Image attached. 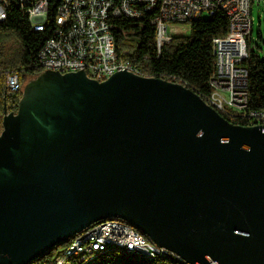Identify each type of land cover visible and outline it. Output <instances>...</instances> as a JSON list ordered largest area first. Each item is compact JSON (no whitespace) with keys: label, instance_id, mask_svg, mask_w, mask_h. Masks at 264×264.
I'll use <instances>...</instances> for the list:
<instances>
[{"label":"water","instance_id":"obj_1","mask_svg":"<svg viewBox=\"0 0 264 264\" xmlns=\"http://www.w3.org/2000/svg\"><path fill=\"white\" fill-rule=\"evenodd\" d=\"M107 219L187 264H264V125L163 78L42 72L17 112L5 106L0 264H32Z\"/></svg>","mask_w":264,"mask_h":264},{"label":"built area","instance_id":"obj_2","mask_svg":"<svg viewBox=\"0 0 264 264\" xmlns=\"http://www.w3.org/2000/svg\"><path fill=\"white\" fill-rule=\"evenodd\" d=\"M264 0H60L55 15V28L39 52L41 71H59L62 74L84 69L89 78H110L115 72L127 70L135 75L150 76L142 66L131 60L135 39H126V32L119 30L118 19L135 21L142 31L144 19L149 17L155 29L160 49L169 44L175 35L188 34L191 22L202 16L212 17L223 10L229 19V31L213 39L215 71L210 79L213 103L221 112L247 114L249 108L248 58L249 37L253 30V5ZM53 0H0V22L8 16L10 6L24 11L36 30H44ZM187 24H190L188 26ZM119 31L126 45L119 48L115 31ZM23 84L18 72L7 76L9 95L21 91ZM251 124H264V113L256 110ZM108 225V228H107ZM82 235H101L112 242H124L131 249L173 251L152 240H143V234L130 224L115 219L113 224L97 222L76 234L60 246L52 264H78L99 248V244L80 243ZM176 254V253H175Z\"/></svg>","mask_w":264,"mask_h":264},{"label":"trees","instance_id":"obj_3","mask_svg":"<svg viewBox=\"0 0 264 264\" xmlns=\"http://www.w3.org/2000/svg\"><path fill=\"white\" fill-rule=\"evenodd\" d=\"M60 0H53L44 30L32 27L29 16L10 6L8 16L0 22V134L3 130L5 106L8 111L17 112L22 91L8 94L7 76L10 71L18 72L21 82L31 76H39V52L55 28V15ZM119 30L127 31L126 39H135L134 54L131 60L145 68L151 77L163 78L184 84L193 89L204 100L210 102L212 87L210 79L215 71L213 39L229 31V19L225 11L218 10L212 17L202 16L191 22L188 34L175 35L169 44L158 49L154 26L150 18L144 19L142 31H129L137 25L135 21L121 18L117 20ZM119 48L126 45L124 36L115 31ZM15 39L13 42L12 39ZM258 39L264 43V34L258 33ZM258 43L252 46L249 37L248 58L244 65L248 69L249 108L247 114L221 112L223 117L233 124L250 125L254 120L251 111L264 110V56L260 53ZM59 247H55L32 264H52ZM89 264H183L169 256L147 258L130 257L113 251H107Z\"/></svg>","mask_w":264,"mask_h":264},{"label":"bare ground","instance_id":"obj_4","mask_svg":"<svg viewBox=\"0 0 264 264\" xmlns=\"http://www.w3.org/2000/svg\"><path fill=\"white\" fill-rule=\"evenodd\" d=\"M120 71H125V70H120ZM144 77H151V76H144ZM93 79L98 80V81H102L101 78H93ZM213 101H215V94H212V96L210 97V102H213ZM208 104L211 105L213 108H215L213 106V103H208ZM216 110L220 112V109H216ZM260 113H264V110H260ZM249 114L253 118V120L256 119V111H251ZM254 125H264V124H250L248 126H254ZM114 221H115V219H107V220H102L99 222H103V224H113ZM123 222H124V224H129L126 221H123ZM107 228H108V225H107ZM137 232L140 234H143L139 230H137ZM143 240H150V239L143 234ZM80 243H83V244H99V248L91 251L88 256L78 259V264H89L92 260H94L95 258L100 256L101 254H103L107 251H110V250L113 252H121L125 256L128 255L130 257H137V258L155 259L156 257H159V256H166V257L169 256V257H172V258L179 260L183 264H187V263H185L184 260H182L175 253H170V252L165 251V250H153L152 253H149V252H146L144 250L131 249L124 242H117V243L112 242L111 238H102L101 235H82V236H80Z\"/></svg>","mask_w":264,"mask_h":264},{"label":"rangeland","instance_id":"obj_5","mask_svg":"<svg viewBox=\"0 0 264 264\" xmlns=\"http://www.w3.org/2000/svg\"><path fill=\"white\" fill-rule=\"evenodd\" d=\"M187 25L190 26V24H187ZM259 31H261L262 34H264V1L259 4L255 3L253 5V30H252V46L256 47V43H258V45L261 47L259 48V51L264 56V43L258 39ZM12 40L13 42H15L14 38ZM36 79H37V76H31L23 81V87H22L23 89L21 90L22 96H23V91L26 88V86ZM117 253L122 254L121 252H117ZM149 260H152V259H149Z\"/></svg>","mask_w":264,"mask_h":264},{"label":"flooded vegetation","instance_id":"obj_6","mask_svg":"<svg viewBox=\"0 0 264 264\" xmlns=\"http://www.w3.org/2000/svg\"><path fill=\"white\" fill-rule=\"evenodd\" d=\"M35 86H36V84H35V85H33L32 87H35ZM24 91H25V89H24ZM24 91H23V94H24ZM32 91H33V90H32ZM32 91H31V92H32ZM22 97H23V96H22ZM22 97H21V98H22ZM20 100H21V99H20Z\"/></svg>","mask_w":264,"mask_h":264}]
</instances>
